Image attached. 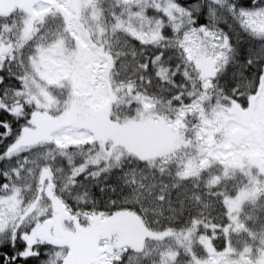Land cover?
I'll list each match as a JSON object with an SVG mask.
<instances>
[{
	"label": "snow or ice",
	"instance_id": "1",
	"mask_svg": "<svg viewBox=\"0 0 264 264\" xmlns=\"http://www.w3.org/2000/svg\"><path fill=\"white\" fill-rule=\"evenodd\" d=\"M0 264H264V0H0Z\"/></svg>",
	"mask_w": 264,
	"mask_h": 264
}]
</instances>
